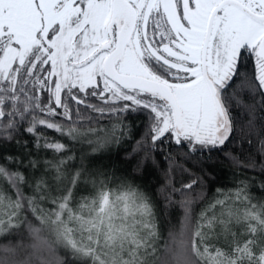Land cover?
<instances>
[{"label":"snow or ice","instance_id":"1","mask_svg":"<svg viewBox=\"0 0 264 264\" xmlns=\"http://www.w3.org/2000/svg\"><path fill=\"white\" fill-rule=\"evenodd\" d=\"M128 111L148 120L141 162L174 143L200 173L215 152L264 174V0H0V141L23 131L37 148L67 152L48 129L99 151L120 143L123 126L93 125ZM163 158L165 198L180 210L166 237L152 198L129 179L69 177L66 155L26 176L6 157L0 264H264L256 182L216 189L194 214L204 177ZM174 171L192 178L177 188Z\"/></svg>","mask_w":264,"mask_h":264},{"label":"trees","instance_id":"2","mask_svg":"<svg viewBox=\"0 0 264 264\" xmlns=\"http://www.w3.org/2000/svg\"><path fill=\"white\" fill-rule=\"evenodd\" d=\"M245 71L252 70V61L249 60ZM120 123L123 126L124 135L120 138L119 144H111L108 147L99 151H93L94 144H89L85 139L69 140L62 138L59 134L48 129H43V134L47 137L55 138L67 145V152L55 153L54 151L35 146V138L23 131L16 135L14 139L9 141H0V163L9 164L6 157L18 158L21 163L15 162L9 164L12 168H18L24 172L26 176L34 174L39 175L44 170L45 161H53L61 158V156H71L65 165L69 177L77 170L84 174L82 178H87L90 173H95L97 170L108 173L113 178H127L143 189L152 198L155 205L156 221L159 226L162 237H166L167 229L170 222L175 223L176 217L180 210L177 205H170L166 200V196L170 193V189L166 186L167 168L168 165L164 160V155L172 153L176 160L180 163H185V166L190 168L193 173L204 177L203 191L205 199L194 204V214L206 206L216 195V189H234L239 186L241 180L255 181L251 183L249 192L256 199H264V190L257 187L259 181H264V174L258 171L246 170L241 167L234 166L229 160L219 153H213V162L204 165L205 173H200L198 167H194L192 162H185L180 153L182 151L174 143L163 145V151H155V163L142 161L144 153L141 150H135L137 142L145 139L147 132L148 120L142 111H128L114 117H104L100 123L93 125L103 127L110 130L113 124ZM102 134V133H101ZM93 139L95 137H92ZM16 141H20L17 144ZM27 146L24 147V142ZM235 146H232L234 150ZM245 150L248 149L245 144ZM241 159H244L241 156ZM259 156L256 160L259 161ZM30 160H36L39 164L37 169H32L29 166ZM175 180L173 183L177 188L181 183L188 182L192 177L186 173L173 172ZM27 192V189H25ZM196 192L201 191L200 187L195 189ZM195 195V193H193ZM173 200L181 199L180 193L172 194Z\"/></svg>","mask_w":264,"mask_h":264}]
</instances>
